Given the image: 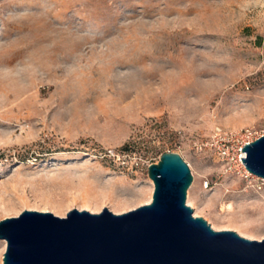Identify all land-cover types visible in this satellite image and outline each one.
<instances>
[{
	"label": "rangeland",
	"instance_id": "obj_1",
	"mask_svg": "<svg viewBox=\"0 0 264 264\" xmlns=\"http://www.w3.org/2000/svg\"><path fill=\"white\" fill-rule=\"evenodd\" d=\"M217 126L264 134V0H0V221L136 209L175 152L187 204L263 240L264 179L197 146Z\"/></svg>",
	"mask_w": 264,
	"mask_h": 264
},
{
	"label": "water",
	"instance_id": "obj_2",
	"mask_svg": "<svg viewBox=\"0 0 264 264\" xmlns=\"http://www.w3.org/2000/svg\"><path fill=\"white\" fill-rule=\"evenodd\" d=\"M242 158L264 179V136ZM151 203L122 214L74 209L66 216L26 211L0 221L4 264H264V239L215 230L187 204L193 182L179 153L149 166Z\"/></svg>",
	"mask_w": 264,
	"mask_h": 264
},
{
	"label": "built area",
	"instance_id": "obj_3",
	"mask_svg": "<svg viewBox=\"0 0 264 264\" xmlns=\"http://www.w3.org/2000/svg\"><path fill=\"white\" fill-rule=\"evenodd\" d=\"M264 134H259L251 128L241 130L224 129L215 127L210 136L197 143L200 150L212 152L226 175L238 176L249 179L253 176L246 168L242 158H247L243 148L260 139Z\"/></svg>",
	"mask_w": 264,
	"mask_h": 264
},
{
	"label": "bare ground",
	"instance_id": "obj_4",
	"mask_svg": "<svg viewBox=\"0 0 264 264\" xmlns=\"http://www.w3.org/2000/svg\"><path fill=\"white\" fill-rule=\"evenodd\" d=\"M153 194H154V191H152L150 197L146 200V203L145 204H149V203L152 202V200H153ZM79 199L82 201L83 209L90 210L93 213H96V212L99 213V212H101V208L99 207V205L97 204V202L95 203L96 198L93 197L89 193V191L87 189H84L81 193L79 192V194L77 193L76 195H74L73 196V200L71 201V203H74L75 201H78ZM103 203H105V200L104 199L101 200V204H103ZM188 204H189V206L193 207V209L195 211V216L196 217L201 215L200 214V211L201 210H204L203 208L196 207L194 205V203L191 201V198L190 197L188 199ZM222 209L224 210V213L222 214L221 211L218 210V215L221 216V217H223V218H225L228 214H232L234 212V205H233V203H228V204L224 205ZM209 221H210V224L212 225V227L215 230H218V231L219 230H234V231L238 232L243 237H246V238H249V239H254V237L250 233H248L247 231H245L244 225H239V224H235V223H229L228 225H221L219 223L212 222L211 220H209ZM1 264H3V257L1 259Z\"/></svg>",
	"mask_w": 264,
	"mask_h": 264
},
{
	"label": "trees",
	"instance_id": "obj_5",
	"mask_svg": "<svg viewBox=\"0 0 264 264\" xmlns=\"http://www.w3.org/2000/svg\"><path fill=\"white\" fill-rule=\"evenodd\" d=\"M124 153H131L132 152V150L128 147V146H126L125 148H123V150H122Z\"/></svg>",
	"mask_w": 264,
	"mask_h": 264
}]
</instances>
